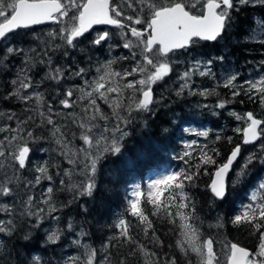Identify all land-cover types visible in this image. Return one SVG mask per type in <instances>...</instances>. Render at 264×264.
<instances>
[{"label": "snow or ice", "instance_id": "1", "mask_svg": "<svg viewBox=\"0 0 264 264\" xmlns=\"http://www.w3.org/2000/svg\"><path fill=\"white\" fill-rule=\"evenodd\" d=\"M248 4L264 5V0H121L119 3L116 0H0V38L8 39V33L16 34L20 30L46 23L60 26L47 32L48 40L40 51L36 48L25 51L23 48L9 46L0 53V74L15 72L14 78L4 82L10 90L0 94V100L19 101L25 105L26 113L24 117H20L15 112H0V118L15 122L0 126V133H6L0 136V197L11 198L10 203H0V213L4 214V218H0V234L14 238V233L26 228L22 239L29 242L34 238V231L43 230L45 222L52 220L57 222V227L47 229L45 248L63 246L62 238L66 243V234H71V244L84 249L83 259L80 255L69 254L63 264H112V253L109 249L116 246L112 244V239L129 245L128 251L121 253L124 259L118 260V264H128L127 258L136 255L137 250L144 252L146 256L150 255L147 264H179L175 255L145 252L146 246L132 237L129 232L130 225L124 219H120L115 226L119 230L118 236L110 238L102 246L104 252L97 259L98 253L87 244L81 243V240L88 236L83 226L77 229L69 219L65 227H59L61 217L56 213L70 208L72 202L79 197L93 196L97 187L94 178L98 163L105 153L121 152L120 141L128 135L125 128L130 123L133 111L152 112L151 106L157 103L153 85L164 81L165 77L170 75L173 71L172 65L177 63L174 58L178 54L190 53V50L194 52L201 42H218L223 39L231 25L232 13L239 10L238 5ZM97 25L112 26L118 31H95L88 43L95 48L106 46L109 53L114 48L127 50L128 55L120 56L119 59L133 61L134 65L130 70L113 71L111 66L115 60H108L96 68L99 75L89 80L86 68H73L70 62L62 65L54 61V53L61 49L63 58L69 56L68 49H80L85 52L86 49L80 48L83 42L81 38L86 40V34L92 32ZM115 37L119 40L113 43ZM16 56H21L22 59L19 67L13 68L10 57ZM214 60L223 62L224 56L207 61L196 60L181 72L178 79L182 83L179 84L176 95L180 96L187 90L188 95L198 94L206 98L210 94L209 90L197 92L192 87L193 76L198 74L200 77L215 78L211 67ZM261 64H264V61H261ZM37 65L41 66V70L46 69L40 84L49 81L61 85L62 81L73 77L83 81V86L79 88L81 95L76 99H73L76 86H70L62 93L59 89L56 91V96L60 97L58 103L63 109L79 106V112L61 113L55 110L51 101H45L43 93L36 90L40 85L33 80ZM137 74L141 76L140 79L127 80ZM124 80L127 82L120 83ZM237 81L238 74H232L223 83V87L231 91L233 99L244 95L249 100H259L264 105V75L255 80L243 81L239 88ZM30 89L32 91H29ZM125 89L132 90L127 97V104L124 103ZM112 93L116 94L114 99L110 96ZM137 93L140 94L139 99L136 97ZM98 99L112 108L111 116L102 111L97 103ZM78 101L87 103L78 104ZM30 102H34V107ZM230 102L219 101L215 107L224 109ZM203 107L207 108L208 105ZM44 108L47 110L44 111ZM121 110L126 111L127 116L122 115ZM230 115L237 121L244 120L246 123L243 128V144L260 141V153L253 152L249 155L243 168L237 173V180H240L255 160L264 165V139H261L264 137V128L261 127L264 120L256 118L252 112H247L244 116L234 112ZM53 117H60L67 122L58 123ZM72 125L79 129L78 139L83 142L79 149L73 145L77 133L72 131ZM33 126L50 134L58 146L53 151L72 165L71 170H61L58 163L49 165L48 161L32 168L31 145L42 144L48 139L45 135L36 134ZM236 131L240 132L241 129L237 128ZM197 135L207 138L209 133L204 131ZM229 142L231 143L230 137ZM195 146V142L184 145L186 149H193ZM207 148L206 144L200 147L199 163L193 166L194 170L173 172L148 184L147 202L153 205L152 215H157L163 209L168 222L179 228L182 239L177 240L176 246L183 254L186 264H194L191 258L193 253L198 258L197 264H221V254L215 251L214 240L201 238L199 228L195 224L198 219L195 215L196 205L186 189L196 187V179L200 175L209 174L206 169L203 173L200 171L202 165H216L208 188L214 199L223 200L226 196L225 178L233 170L234 162L241 154V146L236 145L226 162L217 164L213 155L205 151ZM39 151L48 150L41 147ZM210 152L219 155L215 148L210 149ZM183 156L190 157L192 152L185 151ZM50 166L56 167V175L61 177L58 189L52 186L53 175L49 172ZM29 171L34 173L33 178L24 179ZM74 175L83 179L78 184L72 183ZM64 177L68 178L69 183H66ZM43 180H47L49 184L36 194L35 189ZM258 187L264 191V183H260ZM65 190L74 191L75 194L71 201L60 203L56 199V191ZM129 195L132 197L128 201L130 215L136 217L140 225H145L141 230L149 242L163 249L164 243L155 234L153 222L142 210L141 198L144 194L136 187ZM172 208L176 209L175 213L171 211ZM83 211L87 212V208H83ZM232 223L250 225L258 233V250L250 251L237 243L225 244L223 255L226 258L223 264H264V200L258 201L253 194L251 202L241 214L233 217ZM223 226L220 222L216 225L221 228ZM149 229H152L151 236ZM23 247L27 248L28 244L25 243ZM27 264H42L41 257H31Z\"/></svg>", "mask_w": 264, "mask_h": 264}, {"label": "trees", "instance_id": "2", "mask_svg": "<svg viewBox=\"0 0 264 264\" xmlns=\"http://www.w3.org/2000/svg\"><path fill=\"white\" fill-rule=\"evenodd\" d=\"M238 9V11L232 13L233 19L231 25L223 39L214 43L201 42L200 46L192 52L195 56L208 59H213L221 55L224 56L223 62L214 60L217 70L220 71L225 66L232 65V69H235L239 75V80L237 81V87L239 88L240 84L245 81L248 76L250 67L253 63L264 61V40L262 38L254 41L246 40V37H251L253 33H255L254 31H257L256 22L264 23V5H241L238 6ZM44 27L38 26L34 28L40 29ZM11 35L14 38L22 36L19 39H14V44L16 45L23 44L26 41L25 44L31 45L28 46L29 49L36 48L37 51H40L45 47V44L34 39L29 40L28 37H33L29 29L20 30L18 33ZM86 36V40L81 38L83 42L80 45V48L86 49V54H81L82 52L80 49H68L69 56L63 58V50L56 51L53 55L54 61L62 65H66L70 62L73 68L84 67L88 70V74L93 73L94 70L91 71L89 63L92 64L91 61L98 59L97 53H101L100 55L103 56L102 53L106 52L103 51V47L95 48L88 43V41L93 38V35L90 34ZM70 50H72V53ZM119 50L122 51L121 56L128 55L127 50L123 51L119 48L118 52ZM3 51L1 44L0 53ZM55 54H58V56ZM83 57L84 60L82 59ZM89 57H91V60H89ZM21 59L22 57H10L13 68L19 67ZM133 63L134 62L131 60L125 61L118 58L115 62V66L122 70L131 69ZM243 67L244 69L242 70ZM45 71L46 69L41 70V66L37 65L33 72L34 83L39 82L40 85L37 89H39V92L43 93L46 102L51 101L53 103L56 111L68 113V109H63L62 106L59 105L58 99L60 97L56 96L57 89H59L61 93L63 92L66 81H62L61 85H56L49 81H44L43 84H40ZM14 74V71L0 74V94L10 90L4 82L10 81V79L14 77ZM202 80L212 83L208 78H203ZM77 81H80V79L76 77L73 78L72 82ZM214 89H216L218 94L223 93L225 98L231 101V104H227V108L230 107L234 113L245 110V112H252L256 118L264 120V109L261 108L263 106L259 100L254 102L244 95L233 99L229 89L223 86H218L216 88L213 86L209 94L211 97L209 101L219 102L218 99L220 97L215 96L216 94L214 95ZM170 95L166 96L162 88L156 90L155 96L158 98L164 96L165 104L163 106L159 105L153 113L141 116L137 118V120H131L129 133L123 141L121 152L106 155L98 163L97 174L94 178L97 187L93 196H84L82 199L79 198L72 202L70 208L64 209L63 212L56 213V215L61 217L59 227H65L69 219L76 228L83 226L84 230L88 232V236L86 237L88 242H90L98 254H103L104 249L102 246L109 241L110 238L118 236L119 230L115 226L120 219H124L126 223L130 225L129 232L132 237L136 240L141 239L142 243L140 244L145 245V249H149L153 252L154 247H158L150 243L149 239L145 237L141 230L145 225H140L138 219L130 215L128 201L132 199V197L129 193L136 187H139L144 194L141 198L142 210L153 222L155 234L159 236L164 243V248H158V253H165L168 256L175 255L179 264H186L183 254L176 246V240H178L180 234L179 228L177 227L176 233L173 231L171 232V223L168 222L167 215L163 209H161V212L157 215H152L154 210L153 205L147 202V194L149 192L148 184H150L148 182H151V176L154 174H161L160 176L163 177L165 176L164 173L170 174L181 170H194L193 166L199 163L200 147L205 144L208 145L205 151H209V154L213 155L217 164L226 162L231 150L236 145H241L240 158L234 164L233 170L230 171L228 175L227 194L223 200L214 199L208 188L212 179V174L216 170V165H202L200 171L203 173L206 169L209 174L200 175L196 179V187L187 188L186 191L192 197L196 205L195 215L198 219L195 224L199 228L201 238L205 240L211 238L214 240V248L217 253L221 254L222 264L224 262L223 259H225L223 255L225 252V244L236 242L253 251L258 250V233H256L250 225L243 223L240 225L233 224L232 219L235 215L242 213L243 205L250 202L249 195L251 190H253L260 179L264 177V165H262L259 160H255L254 163L245 170L246 175L240 180H237V173L243 168L245 156L248 153H260V141L256 144H243V133L236 131L238 121L234 120L233 116L228 115L225 109H223L219 116H210L208 113H204L206 120H196V112L191 108L188 100H181L173 94ZM137 96L138 95H136V97ZM241 101H243V103H241ZM0 109L5 113L15 112L16 115L20 117L26 115L24 111L25 105L15 99L12 101L0 100ZM43 110L46 111L47 109L44 108ZM53 118L61 120V123L67 122L61 118ZM11 123L14 124L13 121ZM73 126L74 125H72V131H76ZM193 126H196L199 130H201V127H208V137L205 138L197 134H186L185 127ZM36 134L45 135L48 139L42 142V144L31 145L32 149L35 151V155L31 159L32 168L43 164L44 161H48L49 165L55 164L56 161V163L60 165V169L63 170L66 164L61 156H58L54 163L50 162V159H48L52 156L53 150L57 148V145L54 144V139L51 138L46 130L42 132L38 130ZM193 137L195 139L191 140ZM229 137L231 138V143L229 142ZM188 138H190L188 143L195 142L196 146L193 149H186L184 147L183 141H188ZM261 139H264V137H261ZM41 147L48 151L39 154L38 151ZM212 148H215L219 152L218 156L210 152ZM188 150L192 152V156L184 157L183 153ZM49 172L53 175L52 186L54 189H58V181L61 177L56 175L57 168L50 166ZM33 175L34 173L29 171L24 179H32ZM64 179L66 183H69L67 177H64ZM36 189H39V186ZM36 189V194H38ZM42 190L43 189H41L40 192ZM164 195L166 196L167 193L165 192ZM72 197L73 194L71 191H56V199L60 203L71 201ZM163 199L164 197L162 196L161 200L163 201ZM259 200H264V192L260 194ZM2 201L10 203L11 198L2 197ZM83 208H87V212H84ZM171 211L175 213L176 209L172 208ZM218 217L220 218L219 221ZM218 222L223 223L224 226L222 228L216 227ZM178 223L179 220L177 219V224ZM49 225H52L50 220L45 222L44 228ZM26 230V228L18 230L17 233H14V238H9L1 234L0 264H27V261L34 256H40L42 264H47L49 261L51 264H61L63 261L61 257L64 258L68 251L72 254L76 251V248L73 247H71V250L66 249L70 234H66V243L64 242V238L62 239L63 246L57 245L45 248L44 239L47 233L44 229L34 231V238L29 242H25L22 239L24 231ZM151 234L152 229H149V236H151ZM25 243L28 244L27 248L23 247ZM112 244L116 245L109 249L112 253V264H118V260L124 259L121 253L127 252L129 245L116 239H112ZM17 252L19 256H17ZM137 253H139V256L141 255L139 250H137ZM193 257L191 258L194 264H196V256L194 255ZM127 260L128 264H140L137 263L134 255L129 256Z\"/></svg>", "mask_w": 264, "mask_h": 264}, {"label": "rangeland", "instance_id": "3", "mask_svg": "<svg viewBox=\"0 0 264 264\" xmlns=\"http://www.w3.org/2000/svg\"><path fill=\"white\" fill-rule=\"evenodd\" d=\"M116 2L119 3V2H121V0H116ZM238 6H241V5H238ZM129 14H131V11L130 10H129ZM256 24H257L256 25L257 26V31L255 30L254 31L255 33H253V35L251 37H246V40L254 41V40H259L260 38H262L264 40V23L256 22ZM58 27H60V26L53 23L51 25H46L44 28H40V29H38V28H31L29 30H30V33H31V35L33 37H28V38H29V40H33L34 39V40H36V41H38L40 43L45 44V42H47V40H48L47 32L48 31H51V30H55ZM111 31L112 32H116L118 30L117 29H114V30H111ZM93 36H94V33H93ZM20 37H22V36H18L16 38H14V37H12V35H10L8 37V39H5L3 41V43H2V49L5 50L6 47H9L10 46V47H13V48H23L25 51H28L29 50V47L28 46H31V45L25 44L26 41L23 44H18V45L14 44V39H19ZM118 40H119V38L118 37H115L113 43L117 42ZM102 49L106 53H102L103 56L100 55L101 53H97V58L98 59L95 60V61H91L92 64L89 63V65L91 67L90 68L91 71L95 70V72L93 73V77H97L99 75L96 72V68L99 65L106 63L108 60H115V62H116L117 59L121 56V51L118 52V49L119 48H114L111 51V53H109V50H108V48L106 46L103 47ZM62 50L63 49L58 50V51H62ZM122 50L124 51V49H122ZM70 52L72 53V50H70ZM81 54H86V52H82ZM55 55L58 56V54H55ZM16 57L19 58L21 56H16ZM53 58H54V56H53ZM82 59L84 60V57ZM174 59L177 61V63H174L172 65L173 71L170 73V75L168 77H165V80L164 81L157 82V84H154L153 85V89H154L155 94H156V90L157 89L162 88V90L166 93V96L167 95H170V94H173L174 96H177L176 95V91L178 90L179 84L182 83V81H180L178 79L179 74L181 72H183L184 70H186L189 66H191L194 63V61H196V60H199V61H207V60H209L208 58H203V57H200V56H195L192 51H190V53H185V54H181V55L178 54ZM115 65L116 64L113 63L112 66H111L113 71L124 72L126 70V69H123V70L122 69H119ZM133 65H134V63L132 64V67H133ZM263 65L264 64H261V62L260 63L254 62L253 65L250 67L248 76L246 77L245 80H255L259 76L264 75V67H263ZM211 67H212V71L215 73V78L200 77L198 74H196V75L193 76L194 83H193L192 87L197 92H199V91H201L203 89H208L209 90V93H211L213 86H214V88H216L218 86H223V83L225 82V80L230 75H232V74H238L237 71H235V69H232V65L225 66L222 70L218 71L217 70V66L215 64V61H214ZM244 67H246V66H244ZM244 67L242 68V70L244 69ZM127 70H130V69H127ZM201 70H203V69H201ZM12 78H14V77H12ZM73 78H76V77H73ZM73 78L68 79L69 80V83L66 80V83H65L66 86L63 87V91H66L68 89V87H70L71 84L73 83L72 86H76V88H78V89H76V93H75V95L73 97V99H76L77 97H79L81 95V93L79 91V88L81 86H83V81L80 80V81H77V82H72L73 81ZM140 78H141V76L139 74H137V75H135L133 77H128L127 80L140 79ZM203 78L204 79L208 78L209 80L212 81V83L211 82H207L205 80H202ZM238 78H239V75H238ZM127 80L120 81V83H122V84L123 83H126ZM236 83H238V82H236ZM36 84H39V82L36 83ZM137 87H139V86L137 85ZM36 90L39 91V89H36ZM29 91H32V90L30 89ZM213 91H214V95L216 94L215 96H219L220 97L218 99L219 101H229L227 98H225V95L223 93H219L218 94L217 91H216V89H214ZM131 92H132V90H130V89H125L124 90V103L125 104L128 103L127 97L131 94ZM115 95H116L115 93L110 94L111 98H113V99L115 98ZM136 95H138L137 96L138 97L137 99H139L140 98V94L137 93ZM163 97L158 98L157 96H155V100L157 101V103H155V104H153L151 106V108H152V112L151 113H153L154 111H156V109L158 108L159 105L160 106H163L165 104V100H164ZM177 97H178V99H181V100H188V103L190 104L191 108L196 112V120H206V118L204 116V113H208L210 116H217V115L219 116L220 113L223 111V109H219V108H216L215 107V105L217 104V102L209 101L211 99V97H210L209 94L207 95L206 98L204 96H201V95H198V94L193 96V95H188L187 90H185L184 93H182L180 96H177ZM79 103H87V101H78V104ZM97 103L101 106V109H102V111L105 112V114L111 116L112 108H110L108 106V104L104 103V101L103 100H100V99L97 100ZM205 104L208 105L207 108L210 111H208L207 108L203 107V105H205ZM227 104H231V102L230 103H227ZM227 104H226V107L224 109L227 111V114L230 115V113H233V111H232V109L230 107L227 108ZM30 105L31 106H34V102H30ZM262 106L263 107H261V108L264 109V105H262ZM133 107H134V105H133ZM71 111L79 112L80 111V108H79V106H77V107H75L73 109H68V112H71ZM0 112H3V111H1V109H0ZM236 113L238 115L244 116V114L247 113V112H245V110H242L241 112H236ZM121 114L124 115V116H127V112L126 111L121 110ZM146 114H149V113L133 111L132 117L130 118V123L127 124V127L125 128V131H127L129 133V129H130V125H131V120H137V118H139L141 116H144ZM230 116H232V115H230ZM56 118H60V117H56ZM37 120H38V118H37ZM234 120H236L235 117H234ZM57 122L58 123H61V120H57ZM6 123H11V122L7 121L4 118H0V126L4 125ZM101 123H103V122H101ZM33 127H34L36 133H37L38 130H41V132L43 131L40 128H35V126H33ZM244 127H246L245 121L244 120L238 121L237 128H240L241 129V131H240L241 133H243V128ZM261 127L264 128V124H262ZM73 128L76 129V131H73V132H76L77 133V139H75L73 141V145H74L75 148L79 149L80 147L83 146V142L78 139L79 129L76 127V125H74ZM204 131H207L208 132V127H201V130H199L196 126H193V127H185V133L188 134V135H195L197 133H201V132H204ZM5 134L6 133H0V136H3ZM117 135H119V133H117ZM124 139H125V137L120 141L121 148H122V144H123ZM194 139H195L194 137L191 138V140H194ZM189 140H190V138H188V141H183L184 142L183 144L185 145V143H188ZM54 144H56V143L54 142ZM188 151H190V150H188ZM38 152H39V154H41L44 151H38ZM112 154L113 153H105L103 157H105L106 155H112ZM251 154L252 153H248L245 156L244 161ZM34 155H35V151L33 150L32 151V154H31V159H32V157ZM58 156H60V155L57 152L55 153V151H53L52 152V156L49 157L48 159H50V162L54 163V161L56 160V158ZM63 160H64V162L66 164V166H65L64 169L71 170L72 169V165L68 164L67 161L64 158H63ZM55 164H56V161H55ZM77 171H78V169H77ZM160 175L161 174H154L153 176H151V182L153 180L157 179V178L158 179L161 178ZM164 175H167V173H164ZM82 179H83V177L74 175L72 177V181L71 182L78 184L79 181L82 180ZM151 182H148V183H151ZM260 183H264V177L261 178L260 181L258 182V184L255 186V188L253 190H251L250 195H249L250 202H251V196L253 194H255L256 197H257V200H259L260 194L262 192H264V191L259 190V187L258 186H259ZM48 184H49V182L47 180H43L41 182V184L39 185V189H36L37 192H38V194L40 193V190L41 189H44L46 186H48ZM134 188H132V189H134ZM139 190H140V188H139ZM71 192L74 195V191H71ZM79 198L82 199V197H79ZM0 203H5V202L2 201V197H0ZM247 204L248 203H246L245 205H243V207H242L243 210H244V208H245V206ZM0 217L4 218V214L0 213ZM50 222L52 223V225L45 226V228H44V231L46 233H47V229L57 227V222L56 221L54 222V221L50 220ZM170 228H171V232L172 231L174 233L177 232V226L176 225L171 224L170 225ZM77 229H79V228H77ZM72 238H73V235L70 234V239H68V243H67L66 249L71 250V247H73V248H76V251L74 252V254H72L70 251H68L67 254L64 256L63 261L64 260H67V256L69 254H72V255H80L82 257V259L84 258V256H83L84 249L83 248H78V246H76V245H72L71 244V239ZM77 238H79V237H77ZM146 238L148 239V237H146ZM178 239H182V237L180 236V234H179V238ZM137 241H139V243H142L141 239H139V240L137 239ZM176 242H177V240H176ZM1 243H2V235L0 234V244ZM81 243L82 244H87L89 246V248L94 249L93 246L90 244V242H88V240L86 239V237L81 240ZM144 251L147 252V253H149V254L152 253L149 249H145ZM153 252H158V248L154 247V251ZM100 255L101 254H98L97 259H99V256ZM194 255L195 254L193 253L191 255V257H193ZM134 256L136 258L137 263H140V264H147L148 260L151 258L150 255L149 256H146L144 254V252H141V255L140 256H139V253H137V255H134ZM63 261H62L61 264H63ZM197 261H198V258L196 257V259H195L196 264H197ZM221 264H222V261H221Z\"/></svg>", "mask_w": 264, "mask_h": 264}, {"label": "flooded vegetation", "instance_id": "4", "mask_svg": "<svg viewBox=\"0 0 264 264\" xmlns=\"http://www.w3.org/2000/svg\"><path fill=\"white\" fill-rule=\"evenodd\" d=\"M115 28L114 27H96L92 32H90L92 35H93V33H95V31H97V30H114ZM89 33V34H90ZM120 51V50H119ZM122 52V51H121ZM95 72V70L93 71V73ZM93 73H91V74H88V79L89 80H92L93 78H95V77H93ZM68 83H69V81H68ZM72 83V82H71ZM153 91H154V89H153Z\"/></svg>", "mask_w": 264, "mask_h": 264}, {"label": "water", "instance_id": "5", "mask_svg": "<svg viewBox=\"0 0 264 264\" xmlns=\"http://www.w3.org/2000/svg\"><path fill=\"white\" fill-rule=\"evenodd\" d=\"M46 24H51V23H46ZM38 26V25H37ZM97 26H101V27H106L107 25H97ZM97 26H94V28L95 27H97ZM110 27H112V26H110ZM93 28V29H94ZM9 34H11V33H8V34H6V35H9ZM2 40H3V38H0V44H1V42H2ZM210 43H212V42H210ZM257 141H255L254 143H252V144H255ZM241 146V145H240ZM241 149H242V146H241ZM240 158V156L238 157V159ZM237 159V160H238ZM237 162V161H236ZM236 162H234V164L236 163ZM225 185H226V193H227V177L225 178ZM234 243H236V242H234ZM239 246H242V247H244L245 249H248V250H250V251H252V249H250V248H247V247H245V246H243V245H241V244H239V243H237Z\"/></svg>", "mask_w": 264, "mask_h": 264}, {"label": "bare ground", "instance_id": "6", "mask_svg": "<svg viewBox=\"0 0 264 264\" xmlns=\"http://www.w3.org/2000/svg\"><path fill=\"white\" fill-rule=\"evenodd\" d=\"M204 101H205V100H204ZM205 102H206V101H205ZM198 103H199V102H198ZM209 111H210V110H209ZM258 141H259V140H258ZM258 141H257V142H258Z\"/></svg>", "mask_w": 264, "mask_h": 264}]
</instances>
